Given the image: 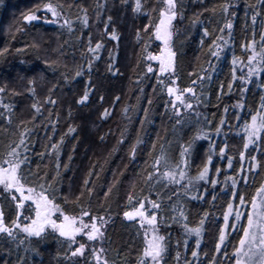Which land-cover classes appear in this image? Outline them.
<instances>
[{"label":"trees","instance_id":"trees-1","mask_svg":"<svg viewBox=\"0 0 264 264\" xmlns=\"http://www.w3.org/2000/svg\"><path fill=\"white\" fill-rule=\"evenodd\" d=\"M45 2L49 0H0V87L5 89L0 93V157L9 145L19 142L20 133L27 129V152L23 148L20 151L27 156L23 169L30 181L37 176L51 181L57 176L59 161L56 188L63 203L64 197L74 200L84 180L89 179L94 191L90 200L87 196L84 199L94 215L107 219L103 246L109 264H138L143 231L137 220L129 221L123 215L130 210L127 195L133 191L138 196L143 192L144 196L162 204L158 213L163 218L159 234L165 236L167 245L162 264H178L177 253L180 254L179 264H233V251L241 230L229 228L221 252L215 250L219 229L224 223L223 214L233 201L229 177L237 180L239 194L246 195L249 206L256 188L264 183V142L250 145L249 150L243 147L244 125L250 122V113H255L264 97V70L249 78L246 64L251 53L241 47L254 38L256 51L259 53L264 48L260 35L264 32V0H180L179 14L173 22L176 86L183 90L193 86V80L197 81L193 87L199 99L186 93V100L196 106L202 118L197 121L188 115L190 112L181 113L179 124L166 89L159 87L154 74L158 73L156 62H152L154 72L148 73L142 59V45L136 42V32L143 29L148 18L143 12H132L135 0H50L62 6L56 23L45 22V19H53L51 13L45 15L42 9ZM142 3L146 5L145 11H150L155 0H142ZM224 4L230 5L227 14L221 10ZM38 5L41 6L40 20L25 22L23 14ZM85 9L87 26L82 22ZM256 13L260 15L253 25L252 17ZM108 17L112 18L108 31L115 28L118 41L104 34ZM65 20L70 21L71 30L62 27ZM229 22L231 30L226 27ZM205 29L208 36L204 35ZM217 37L228 41L219 59L208 52V46ZM90 38L93 47L97 41L104 43L99 58L92 61L91 70L92 54L87 51ZM33 44L38 47H32ZM152 50L158 53L159 47L154 46ZM109 65L113 66L112 71ZM234 67L236 79H233ZM81 69L82 75L76 76ZM200 76L205 77L202 84ZM29 81H34V95ZM86 88L90 92L89 100L85 105H78L76 101ZM49 97L56 103H45ZM36 102L40 103L42 114L35 113L32 108ZM166 103H169L167 110ZM3 105H8V109ZM105 108L111 115L102 120L100 116ZM7 116L11 117L10 122L4 119ZM70 126L75 132L69 133ZM199 130L208 133V139L192 144L187 172L191 177L198 175L208 154L213 153L209 180L195 183L186 194L179 185L164 187L154 182L150 188L144 177L151 170L153 153L158 155L162 144L173 161L183 167L180 146H187ZM122 138L125 143L120 144ZM138 139L143 143L137 146L133 159L131 149ZM52 144L58 146V161L57 150L52 149ZM220 148H225L223 158ZM241 151H245L244 161L240 159ZM229 156L232 157L231 168L228 167ZM252 156L259 162L254 174L247 172ZM242 165L249 177L247 187L239 179ZM90 170L94 171L91 176ZM211 179L218 183L213 186ZM113 184L115 187L105 200L104 192ZM192 196L201 198L193 200ZM234 203L239 205L238 196ZM179 205L183 206L190 227L205 219L199 248L196 237L187 235L181 224L172 220L173 215L179 216V212L172 211ZM65 207L72 211V204ZM242 222L246 224V217ZM91 247L89 243L87 259H91ZM66 249L67 244L53 235L31 241L26 239L22 243L3 239L0 264H75L76 261L81 264L80 260L66 257ZM194 250L198 258L192 257Z\"/></svg>","mask_w":264,"mask_h":264},{"label":"snow or ice","instance_id":"snow-or-ice-1","mask_svg":"<svg viewBox=\"0 0 264 264\" xmlns=\"http://www.w3.org/2000/svg\"><path fill=\"white\" fill-rule=\"evenodd\" d=\"M127 2V0H125ZM145 3L142 0H135L132 7L133 13L143 12L148 18V23L143 26V29H137L136 42L138 45H142L141 56L145 63V67L148 73H153L154 69L152 62L155 61L159 64V72L154 73L157 76L159 87L164 90L166 89L167 95L170 98V105L175 113L177 124L181 121L182 109L180 105H184L186 109H192L193 105L186 101L185 93H189L193 98L197 100L194 85L197 81L193 80L189 86L181 90L176 86L177 78L175 76V58L176 51L174 50V24L173 22L177 19L180 9V0H155L150 11H145ZM230 5H222V11L227 14L229 12ZM42 9L47 15L51 13L53 19L46 23H56L62 14V6L54 5L50 2H45L42 5ZM41 11V6L38 5L34 10L23 14L22 19L31 23L33 21H39L40 16L38 13ZM85 15L83 17V24L88 25L87 10L85 9ZM260 13H256L252 17L253 25L257 21V17ZM111 17H108V22L105 23V35L109 36L110 40L118 41L119 36L115 28H112L109 32ZM71 30V23L68 20L64 21V25ZM226 27L231 30L232 24L227 23ZM223 32V29H221ZM204 35L208 36L207 29L204 31ZM261 43H264V32L261 34ZM218 40H222V43H217ZM203 44V41H201ZM228 41L223 40L222 37H217L208 46V52L211 57L219 59L221 53L224 50V46L227 45ZM154 46L159 47V52L156 53L152 49ZM32 47H38L33 44ZM104 47V43L97 41L93 47L91 44V38L87 51L92 54L89 59V70H91L92 61L98 59V53ZM246 51L251 54L247 57L248 77L257 75L260 71L264 70V48H261L259 53L256 51V41L253 40L246 42L241 45ZM5 51H7L5 49ZM111 55V54H110ZM257 56L260 59H257ZM55 62H53L54 64ZM236 60H233L235 66ZM256 64H261V68H256ZM113 70V66L109 65V71ZM83 70H78L76 76L82 75ZM113 72V75H116ZM189 75H192L191 73ZM165 77L167 79H165ZM205 77L200 76L199 80L203 83ZM233 79H236L235 67L233 68ZM170 81V82H169ZM30 91L35 94L34 81H29ZM232 85L229 84V88ZM5 91L4 88L0 87V93ZM51 92V89L49 90ZM90 92L86 88L84 94L76 101L78 105H85L89 100ZM103 97L100 100L103 101ZM119 96L115 100L119 101ZM45 103L55 104L56 101L50 97L46 98ZM151 104V101H149ZM242 107V105H238ZM7 110L8 105H3ZM169 103L165 104L167 110ZM35 113L42 114L41 106L39 102L32 105ZM147 111V110H145ZM227 111V109L225 110ZM127 109L125 110V113ZM111 115L109 109L105 108L101 113L100 119H107ZM251 120L246 122L244 125V140L243 145L245 150H249L250 145H255L257 142H264V97L261 98V104L255 113H250ZM4 119L10 122L11 117L7 116ZM55 123V122H53ZM143 123V121H142ZM221 123H224L222 120ZM75 128L69 127V133L75 132ZM220 129L217 128V132ZM29 135L27 129L20 133V139L15 146L9 145L7 152L0 157V197L8 204V209L0 205V234L16 240L20 234H24L27 238H39L43 239L46 234L51 230L58 238L67 244L65 256L68 257H80L85 258V264H109L106 249L103 246L105 239L104 226L107 223L105 216L94 215L91 207L85 203V196L90 198L93 195L94 189L89 185L92 183L89 179L84 180V186L79 195L74 200H69L67 197L63 198V203L58 198V189L56 188L57 177L59 176L60 164L58 161V146L52 144V149L57 150V176L52 177L49 181L45 177H35L33 180H29L24 174L23 166L27 163V156L22 155L20 149H24L27 152L26 138ZM101 140L104 137H100ZM208 139V133L203 130H199L193 137L192 141L187 146L181 145L180 157L181 163H175L169 156L168 152L164 149L163 145L160 146L159 154L153 153V162L150 165V169L147 172V176L144 177L145 183L151 188L153 183L162 184L167 187L168 185H179L185 190V194L191 189V187L199 182L209 180V170L212 164L213 153L208 154L203 167L199 170L198 175L191 177L188 175V155L191 151L192 144L196 140ZM63 143V137L61 138ZM120 144L125 143L122 138L119 141ZM143 143V141H137V144L132 146L131 156L134 159L137 151V146ZM226 147V146H225ZM156 148V144H153V149ZM220 155L223 158L226 155L225 148H220ZM71 159V157H70ZM228 167H232V157H227ZM240 159L244 161L246 159L245 151L240 152ZM251 163L247 169L248 173H256L259 162L255 156L251 157ZM65 167H67L65 165ZM163 169V171H161ZM217 173L220 169H216ZM94 171L90 170L89 176L93 175ZM232 180V196L233 201L229 202L227 210L223 214V226L219 229L218 241L215 245L217 253L221 252L222 245H225V241L228 239L229 228L233 231L242 230V235L239 238L238 245L234 248L233 256L235 258V264H264V183H262L255 190V195L251 197L249 206L246 195L239 194L237 188V180L229 177ZM239 179L244 182V186H248V175L245 174L243 165L240 170ZM182 181H187L182 183ZM211 183L215 186L218 181L211 179ZM115 184L109 186L108 191L104 192L105 200H107L113 191ZM179 196V193H176ZM238 196L239 205H235V198ZM199 196H192L190 199H200ZM128 206L130 210L124 211V217L129 221L138 220L140 223V229L143 231V247L138 252V264H162L164 256L167 252L166 238L159 234V224L163 219L158 215L162 204L157 201L151 200L149 197L144 196L143 192L139 196L133 191L127 195ZM72 204L73 208L70 212L65 205ZM152 211H149V207ZM78 209V211H76ZM173 212H179V216H172L173 222L180 223L184 228L187 235H194L196 237V246L200 247V237L203 231L205 219L202 218L199 224L195 227H190L187 223L188 217L185 215L183 206L179 205L173 207ZM234 218L230 219L233 217ZM9 217H13L9 221ZM207 213L205 214V218ZM246 217L247 223L242 222V218ZM166 222V221H165ZM140 233L138 232V235ZM78 238H82L86 242H81ZM100 243V247H96L97 242ZM89 242L91 244V259H87L89 255ZM22 243V241H21ZM187 243V241H185ZM227 256V253H225ZM192 257L198 258V252L192 251ZM178 264L180 254L177 253L176 257ZM215 261V257L213 258ZM75 264H79L76 261ZM187 264V262H186Z\"/></svg>","mask_w":264,"mask_h":264},{"label":"flooded vegetation","instance_id":"flooded-vegetation-1","mask_svg":"<svg viewBox=\"0 0 264 264\" xmlns=\"http://www.w3.org/2000/svg\"><path fill=\"white\" fill-rule=\"evenodd\" d=\"M184 95H186V93H185ZM167 97H168V95H167ZM168 99L170 100L169 97H168ZM0 205H2V206L5 208V210L8 209V204H7L6 201L3 200L2 197H0ZM11 218H13V217H9V221H10ZM48 235H53V237H54L55 239H58V241H60V242L63 243V244L65 243V242H63L60 238H58L54 233H52L51 230H49V233L46 234L45 236H48ZM3 239L11 240L10 238H8V237H6V236L0 234V242H2ZM26 239L29 240V241H31V240H33V239H39V238H35V237H33V238H27L26 236H24V234H20L19 237H18L15 241H18V240L23 241V240H26ZM70 258H75V259H77V260L82 261L81 264H84V263H85V258H80V257H70ZM93 263H94V262H93Z\"/></svg>","mask_w":264,"mask_h":264},{"label":"rangeland","instance_id":"rangeland-1","mask_svg":"<svg viewBox=\"0 0 264 264\" xmlns=\"http://www.w3.org/2000/svg\"><path fill=\"white\" fill-rule=\"evenodd\" d=\"M156 64H157V71L159 72V64L156 62ZM255 67L256 68H260V64H256L255 65ZM246 71H248V67L246 68ZM190 96H192V95H190ZM185 97L187 98L188 97V95H185ZM187 101V100H186ZM180 107H181V109H182V113H189L190 112V114H188V115H190V116H193V117H195L196 118V120L198 121V120H201V118H202V116L199 114V112H198V114H197V111H196V109H195V105H193V107H192V109H186L185 107H184V105H180ZM172 109V108H171ZM173 111V110H172ZM138 221V220H137ZM139 222V221H138ZM246 223H247V220H246ZM140 224V223H139ZM242 235V230H241V233H240V235H239V238H240V236ZM239 238H238V240H237V245H238V242H239ZM78 240H83L82 238H78ZM85 241V240H84ZM86 242V241H85ZM90 243V242H89ZM96 247L97 248H99L100 247V242L98 241L97 243H96ZM235 259V258H234ZM233 264H235V261H234V263Z\"/></svg>","mask_w":264,"mask_h":264},{"label":"bare ground","instance_id":"bare-ground-1","mask_svg":"<svg viewBox=\"0 0 264 264\" xmlns=\"http://www.w3.org/2000/svg\"><path fill=\"white\" fill-rule=\"evenodd\" d=\"M232 79V78H231ZM253 91H256V88H253Z\"/></svg>","mask_w":264,"mask_h":264}]
</instances>
